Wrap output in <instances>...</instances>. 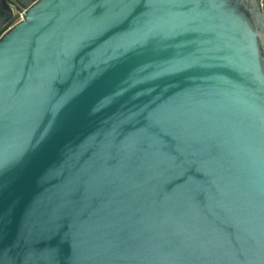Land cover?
<instances>
[{
	"label": "water",
	"instance_id": "water-1",
	"mask_svg": "<svg viewBox=\"0 0 264 264\" xmlns=\"http://www.w3.org/2000/svg\"><path fill=\"white\" fill-rule=\"evenodd\" d=\"M0 264H264L263 0H0Z\"/></svg>",
	"mask_w": 264,
	"mask_h": 264
},
{
	"label": "flooded vegetation",
	"instance_id": "flooded-vegetation-1",
	"mask_svg": "<svg viewBox=\"0 0 264 264\" xmlns=\"http://www.w3.org/2000/svg\"><path fill=\"white\" fill-rule=\"evenodd\" d=\"M263 6H264V0H263Z\"/></svg>",
	"mask_w": 264,
	"mask_h": 264
}]
</instances>
